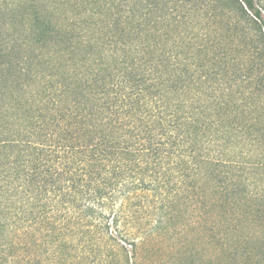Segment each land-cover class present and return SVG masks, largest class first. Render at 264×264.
Returning <instances> with one entry per match:
<instances>
[{
	"label": "trees",
	"instance_id": "obj_1",
	"mask_svg": "<svg viewBox=\"0 0 264 264\" xmlns=\"http://www.w3.org/2000/svg\"><path fill=\"white\" fill-rule=\"evenodd\" d=\"M262 13L0 0V264H141L200 221L263 243Z\"/></svg>",
	"mask_w": 264,
	"mask_h": 264
},
{
	"label": "rangeland",
	"instance_id": "obj_2",
	"mask_svg": "<svg viewBox=\"0 0 264 264\" xmlns=\"http://www.w3.org/2000/svg\"><path fill=\"white\" fill-rule=\"evenodd\" d=\"M248 229V226H243L233 239L220 242L210 236L207 225L200 221L188 225L179 235L170 236L169 233L154 240H143L139 244L138 260L141 264H264L262 237L251 241L241 239V233ZM233 245L237 248L235 254L227 250ZM246 246L253 247L248 257L240 253L241 248ZM11 264L16 263L13 261Z\"/></svg>",
	"mask_w": 264,
	"mask_h": 264
}]
</instances>
